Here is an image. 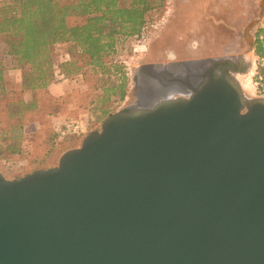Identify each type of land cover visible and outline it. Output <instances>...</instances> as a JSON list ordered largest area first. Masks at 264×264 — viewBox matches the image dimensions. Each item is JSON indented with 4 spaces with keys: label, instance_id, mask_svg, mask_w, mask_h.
<instances>
[{
    "label": "water",
    "instance_id": "obj_1",
    "mask_svg": "<svg viewBox=\"0 0 264 264\" xmlns=\"http://www.w3.org/2000/svg\"><path fill=\"white\" fill-rule=\"evenodd\" d=\"M222 61L141 66L135 81L184 96L134 101L55 167L0 173V264H264V98Z\"/></svg>",
    "mask_w": 264,
    "mask_h": 264
},
{
    "label": "rangeland",
    "instance_id": "obj_2",
    "mask_svg": "<svg viewBox=\"0 0 264 264\" xmlns=\"http://www.w3.org/2000/svg\"><path fill=\"white\" fill-rule=\"evenodd\" d=\"M11 2L0 0V4ZM161 7L162 12L149 18L139 36L116 37L115 52L106 57L103 69L90 66V61L71 44H56L51 49L56 77L45 90L21 89L24 71L7 73L11 93L15 91L18 98L36 109L23 134L37 142L51 139L53 127L59 131L54 144L56 160L49 168L57 166L63 153L79 148L88 134L100 131L108 117L134 101L139 103L142 83L135 81V76L143 65L205 59L224 62L240 57L243 70L247 66L250 70L237 75V79L246 86L247 97L258 98L254 75L264 58L258 55L264 48V0H165ZM6 50V42L0 36V53ZM74 62L79 74L64 76L61 66ZM119 67L121 71L117 70ZM4 151L1 146L0 173L7 180L20 179L37 167L24 158L8 160Z\"/></svg>",
    "mask_w": 264,
    "mask_h": 264
},
{
    "label": "trees",
    "instance_id": "obj_3",
    "mask_svg": "<svg viewBox=\"0 0 264 264\" xmlns=\"http://www.w3.org/2000/svg\"><path fill=\"white\" fill-rule=\"evenodd\" d=\"M164 1L12 0L10 4H0V36L7 46L6 52L0 53V147H4L8 160L24 158L33 163L37 167L31 174L49 168L56 160L54 144L59 131L49 126L51 139L37 142L23 134L36 109L18 98L14 90L11 93L7 73L24 71L21 89L45 90L56 77L51 50L56 44H71L90 61V66L103 69L106 57L115 52L116 37L139 36L149 18L162 12ZM258 55L264 56V48ZM75 65H62V74H79ZM117 70L121 71V67ZM123 97L121 92L120 99Z\"/></svg>",
    "mask_w": 264,
    "mask_h": 264
},
{
    "label": "bare ground",
    "instance_id": "obj_4",
    "mask_svg": "<svg viewBox=\"0 0 264 264\" xmlns=\"http://www.w3.org/2000/svg\"><path fill=\"white\" fill-rule=\"evenodd\" d=\"M142 83V88H140L139 91V103L143 105L144 107H151L154 103H156L158 100L161 99H167V98H175L177 96H184V94L181 93V91L176 87L171 88H157L155 90H152L146 85L145 83ZM240 84H242L240 82ZM244 92L246 91V86L242 84ZM249 93V92H248Z\"/></svg>",
    "mask_w": 264,
    "mask_h": 264
},
{
    "label": "built area",
    "instance_id": "obj_5",
    "mask_svg": "<svg viewBox=\"0 0 264 264\" xmlns=\"http://www.w3.org/2000/svg\"><path fill=\"white\" fill-rule=\"evenodd\" d=\"M254 78L257 81L254 83L256 96L264 98V58L261 59V63L256 67Z\"/></svg>",
    "mask_w": 264,
    "mask_h": 264
},
{
    "label": "flooded vegetation",
    "instance_id": "obj_6",
    "mask_svg": "<svg viewBox=\"0 0 264 264\" xmlns=\"http://www.w3.org/2000/svg\"><path fill=\"white\" fill-rule=\"evenodd\" d=\"M226 67H230L233 71L238 72V71H242L244 66L242 62L236 61L235 59H232L230 61L228 60V61L220 62L219 64H217V68L220 70ZM136 81H138V78Z\"/></svg>",
    "mask_w": 264,
    "mask_h": 264
},
{
    "label": "crops",
    "instance_id": "obj_7",
    "mask_svg": "<svg viewBox=\"0 0 264 264\" xmlns=\"http://www.w3.org/2000/svg\"><path fill=\"white\" fill-rule=\"evenodd\" d=\"M251 91H253V90H251Z\"/></svg>",
    "mask_w": 264,
    "mask_h": 264
}]
</instances>
